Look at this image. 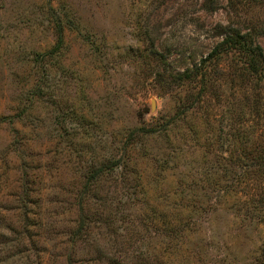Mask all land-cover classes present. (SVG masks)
I'll list each match as a JSON object with an SVG mask.
<instances>
[{"label":"rangeland","instance_id":"rangeland-1","mask_svg":"<svg viewBox=\"0 0 264 264\" xmlns=\"http://www.w3.org/2000/svg\"><path fill=\"white\" fill-rule=\"evenodd\" d=\"M235 31L264 60V0H0V264H264Z\"/></svg>","mask_w":264,"mask_h":264},{"label":"trees","instance_id":"trees-1","mask_svg":"<svg viewBox=\"0 0 264 264\" xmlns=\"http://www.w3.org/2000/svg\"><path fill=\"white\" fill-rule=\"evenodd\" d=\"M248 40L244 35L238 34L236 31L226 37L220 44L216 45L210 53V57L222 52H229L231 49H236V51H241L243 54V64L246 65V69L250 74L256 75L264 70V60L262 56L261 49L258 46H249L247 48ZM187 76V75H184Z\"/></svg>","mask_w":264,"mask_h":264}]
</instances>
